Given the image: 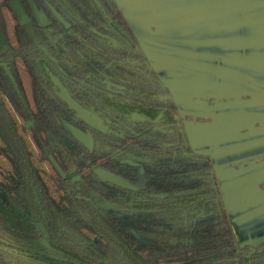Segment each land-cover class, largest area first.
Segmentation results:
<instances>
[{
	"label": "trees",
	"instance_id": "obj_1",
	"mask_svg": "<svg viewBox=\"0 0 264 264\" xmlns=\"http://www.w3.org/2000/svg\"><path fill=\"white\" fill-rule=\"evenodd\" d=\"M33 4L47 27L31 0H0V262L264 264L116 1ZM56 82L107 127L92 152Z\"/></svg>",
	"mask_w": 264,
	"mask_h": 264
},
{
	"label": "crops",
	"instance_id": "obj_2",
	"mask_svg": "<svg viewBox=\"0 0 264 264\" xmlns=\"http://www.w3.org/2000/svg\"><path fill=\"white\" fill-rule=\"evenodd\" d=\"M210 156L241 247L264 244V0H115Z\"/></svg>",
	"mask_w": 264,
	"mask_h": 264
},
{
	"label": "water",
	"instance_id": "obj_3",
	"mask_svg": "<svg viewBox=\"0 0 264 264\" xmlns=\"http://www.w3.org/2000/svg\"><path fill=\"white\" fill-rule=\"evenodd\" d=\"M31 3L35 9V13L37 18L39 19L40 22V26L41 27H47L49 24L47 22H45V20L41 17V15L38 13L37 9L35 8L34 4H33V0H31ZM30 23V20L27 18H23L22 20V24L23 25H27ZM0 44L2 45V50L4 51L6 49V45H5V41L3 38V35L1 33L0 30ZM2 66L5 68V70L7 71L8 75L11 77L12 79V75L9 72V69L7 67L6 64H2ZM57 87L60 89L61 91V98L62 100L67 104V106L73 111L75 112L81 119H83L84 121H86L87 123H89L93 128L100 130L102 132H106L107 131V127H105L101 121V119L96 116L95 114L91 113L90 111H88L87 109H85L84 107H82L77 101H75L73 98H71L67 92V90L58 82H56ZM161 117H159L158 121H160ZM27 127H30V124L27 125ZM81 143H83L91 152L94 149V145H95V141L94 138L91 134L88 135H84V134H80L76 137ZM96 173L98 175H100L103 179H105L106 181L110 182V183H114L116 185L122 186V187H127V188H132V186L126 182L125 180L106 173L104 171H102L101 169H98L96 171Z\"/></svg>",
	"mask_w": 264,
	"mask_h": 264
},
{
	"label": "rangeland",
	"instance_id": "obj_4",
	"mask_svg": "<svg viewBox=\"0 0 264 264\" xmlns=\"http://www.w3.org/2000/svg\"><path fill=\"white\" fill-rule=\"evenodd\" d=\"M69 116H70V119L74 122V123L70 124V127H71V131L73 132V134L76 137L79 135V133L80 134H84V135H88V134L92 135L93 129H92V126L89 123H87L86 121H84L83 119H81L77 115L71 114ZM1 208L2 207L0 205V209ZM27 226H29V225H27ZM251 234L253 236H262V235H264V226L262 228H257ZM0 264H14V263L6 262V261L2 260V263L0 262Z\"/></svg>",
	"mask_w": 264,
	"mask_h": 264
},
{
	"label": "flooded vegetation",
	"instance_id": "obj_5",
	"mask_svg": "<svg viewBox=\"0 0 264 264\" xmlns=\"http://www.w3.org/2000/svg\"><path fill=\"white\" fill-rule=\"evenodd\" d=\"M70 26L69 25H67V28H69ZM72 98V97H71ZM62 99V98H61ZM76 101V100H75ZM83 107V106H82ZM75 113V112H74ZM76 114V113H75ZM77 115V114H76ZM78 116V115H77ZM77 179L76 178H74V181H76Z\"/></svg>",
	"mask_w": 264,
	"mask_h": 264
}]
</instances>
